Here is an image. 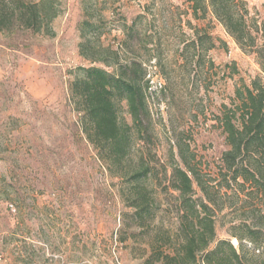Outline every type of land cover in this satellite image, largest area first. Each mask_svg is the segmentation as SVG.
Here are the masks:
<instances>
[{"label": "rangeland", "instance_id": "1", "mask_svg": "<svg viewBox=\"0 0 264 264\" xmlns=\"http://www.w3.org/2000/svg\"><path fill=\"white\" fill-rule=\"evenodd\" d=\"M244 1L262 21L264 0ZM197 31L211 36L213 49L185 50ZM82 44L89 52L111 48L121 63L145 69L152 140L138 151L152 154L144 187L155 202L145 221L123 170L106 167L82 132L70 83L79 67H104L81 56ZM257 77L264 83L255 55L211 13L194 19L189 0H0V264H161L158 254H176L181 231L171 181L173 168L186 169L180 146L211 188L208 202L195 183L193 198L209 203L217 241L240 252L233 235L244 221V195L240 181L229 188L222 180L228 146L219 118ZM162 236L167 245L158 243Z\"/></svg>", "mask_w": 264, "mask_h": 264}, {"label": "trees", "instance_id": "2", "mask_svg": "<svg viewBox=\"0 0 264 264\" xmlns=\"http://www.w3.org/2000/svg\"><path fill=\"white\" fill-rule=\"evenodd\" d=\"M191 16L205 19L209 13L224 27L239 48L255 55L264 74V18L252 17L244 0H189ZM35 15H38L35 13ZM55 15V14H54ZM92 28L93 25H90ZM135 24L128 26V38L133 40ZM86 43H89L87 41ZM214 48L211 36L196 32L195 39L185 45L195 54ZM89 51L80 46V54L104 67L77 68L70 83L71 98L81 116L82 132L98 151L106 167L122 169L120 178L132 183L133 206L138 220L145 221L155 203L144 184L153 173L149 150L152 140L149 123L150 112L146 100L148 83L143 64L137 61L121 63L119 53L111 48ZM113 61V62H110ZM197 62H200L199 56ZM111 68V70H109ZM238 103L225 108L219 118L228 149L222 155V180L227 187L240 181V194L244 195L242 208L244 221L240 234L233 237L240 244V252L227 240L216 239V225L209 203L193 198L194 185L211 201L210 187L203 183L191 165L195 156L188 146L178 147L186 169L175 167L172 186L179 192L181 231L177 238L176 254H158L161 264H264V83L260 77L250 86L235 91ZM125 113L131 119L127 122ZM139 160L133 162L134 153ZM168 237L158 243L167 245ZM254 244L255 253L246 249L244 241ZM216 243L212 249L211 245Z\"/></svg>", "mask_w": 264, "mask_h": 264}]
</instances>
